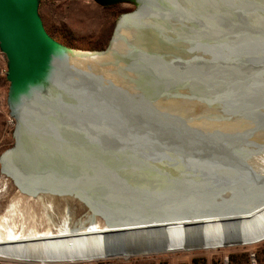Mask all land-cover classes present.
Returning a JSON list of instances; mask_svg holds the SVG:
<instances>
[{
  "label": "bare ground",
  "instance_id": "1",
  "mask_svg": "<svg viewBox=\"0 0 264 264\" xmlns=\"http://www.w3.org/2000/svg\"><path fill=\"white\" fill-rule=\"evenodd\" d=\"M182 1L187 5H182ZM254 3L264 4V0ZM233 5L247 7L243 1ZM160 6L165 8V12L185 6L183 9L188 13L211 8L206 0H164ZM248 8L257 12L264 9L262 5L255 7L253 4ZM145 12L146 9L125 15L129 19L124 24V39L119 45L124 48L127 44L135 54L141 55L142 62L138 67L127 66L125 59L119 57L122 62L119 58L117 61L114 56L110 59H116L118 64H99L88 56L89 51L65 46L68 51L81 53L79 60L69 59L81 65L79 67L84 72L79 75L73 71L74 68H64L68 58L58 56L55 68L47 78L48 87H53L55 97L60 95L62 98L67 81L72 95L66 96L69 98V104L66 102L68 108L64 105L67 109L56 118L54 129L57 134L51 139L57 165L45 169L49 172V179L34 180H26L32 174L31 169L4 166L11 173L8 179L13 178L15 182L12 184L8 179L0 181V257L25 264H67L131 258L155 252L228 247L264 237V226L251 234H232L224 229L226 224L236 226L256 213L264 216V177L260 180L246 177L251 175V167L240 160V155L245 153L255 158L247 159L248 164L257 168L264 165L262 130L255 131L260 133L258 135L252 130V133H245L242 141L231 134L234 127L225 128L230 129L225 132L218 129L220 132L211 134L210 140L214 135V138L222 139V143L217 139L213 140L216 144L212 143L222 155H214L208 149V141L206 144L182 146L178 140L172 141L175 138L172 128L162 124L166 129L162 131L161 128L157 132L156 126L150 124L154 123L155 117L153 121L152 116L142 113L141 108L138 111L132 108L128 94L122 96L123 103L119 102L122 94L119 87L135 88L146 85V82L163 81L176 87L175 93L179 98L180 88L197 82L192 79L185 83L181 77V69L187 62L185 59L192 54L189 44L196 45L195 42L187 45L188 41L182 35V38L175 37L181 30L175 26L182 22L171 12H166L165 17H158L156 23L150 13ZM197 22L198 26L206 24L203 20ZM202 38L207 40V48L198 49L202 52L199 58H207L215 53L209 44L213 37L206 33ZM141 51L145 52L139 53ZM135 54L133 57L136 58ZM147 57L151 58L148 64L144 62ZM163 60L165 64H160ZM154 61L158 62L155 64ZM163 67L167 79L163 78ZM137 71L144 79L134 78ZM83 91L85 98L79 94ZM132 123L150 126H142L141 132L147 133L150 140L155 141L153 135H156L157 138L171 140L174 145L160 147L138 138L131 129ZM202 136L209 139L206 134ZM248 137L257 144L250 142ZM131 141L139 142L142 147L138 148ZM174 157L181 158L187 162L186 165L166 164ZM181 168L187 170V174L183 177L184 184L176 188L179 184L174 181L172 173ZM241 169L245 172H239ZM246 191L253 196L249 203ZM219 201L224 203L220 205Z\"/></svg>",
  "mask_w": 264,
  "mask_h": 264
},
{
  "label": "water",
  "instance_id": "2",
  "mask_svg": "<svg viewBox=\"0 0 264 264\" xmlns=\"http://www.w3.org/2000/svg\"><path fill=\"white\" fill-rule=\"evenodd\" d=\"M94 1L100 5H112L122 1L132 2L135 4V8L130 11V13L135 14V12L139 13L143 8H151L153 12L151 15L152 18H161L160 15L164 16L163 13L171 12L175 19L178 17L177 20L182 22L180 24L178 23L179 25L177 24L175 27L181 29L179 30V34L185 37V40L188 41L187 44H189V42H195L196 45L199 46L202 44L205 45L206 40H201L203 35L206 33L214 35V37L220 35L225 37L227 41L224 43L221 42L224 45L220 47L219 50L225 53L230 52V54L239 53L241 47L237 48L238 46L236 43L241 41L239 38H243L244 40L247 36L245 29L242 28L243 26L238 25L236 22L241 20L245 23V21L252 20L251 18H262V16H264V12L256 13L248 8L254 4V1L258 0L222 1L219 4L210 6L211 8L208 10L202 9L200 12L193 13L185 12L183 9L185 6H182L179 10L177 9V11L168 9V11L165 12V8L160 6V2L164 0ZM239 1L245 2L247 7L242 8L233 5ZM182 2V5H187L184 1ZM38 5L39 0H0V51L6 58L5 76L8 80L6 105L9 116L14 120L12 129L13 143L0 153V161L3 169L4 166H15L22 170L31 169L32 174L29 178H26V180L50 178L48 170L45 171V169L50 168V166L52 167V165L53 167L57 165L54 163V147L53 141L51 140L52 136L55 137L57 134L56 129H54L56 125L55 121L56 118L60 116L59 113L68 108L69 103L67 99L69 98H66V96L68 94L72 95L70 85L66 81L67 86H65V93L62 92L63 97L59 98V94V97H55V90L53 87H48L47 78L49 72L55 68L54 64L57 62L58 56L68 58V61L64 64V68H74L73 71L79 75H83L84 72L83 69L79 67L80 64L77 65L78 63H73V61L69 60L70 58L79 60L78 58H80L81 53L68 51L64 44L47 33L38 12ZM215 6L218 8L213 9ZM128 13H122L116 18L104 49L89 51L88 56L92 57L94 62H98L99 64L109 62L114 65L117 63L119 57L125 59L124 61L127 66L138 67V64L142 62V58H140L141 55L138 53L135 54V51H133L129 45L125 44L124 48L123 45L119 46L121 39H124V24L126 20L129 19V17L125 15ZM197 20H203L206 24H200V26H198ZM148 22L151 21L148 20ZM150 29L151 28H149V30ZM147 30L148 28L144 31ZM222 40L224 39L222 38ZM246 49L248 48L245 47V49H242L243 52H252V50L248 49L249 51H246ZM142 52L145 51L139 53ZM133 54L137 57H133ZM110 56H114L117 61L116 59L111 61L112 59L110 58L112 57ZM121 58H119V60L122 62ZM237 58L240 59L241 57L237 56ZM144 60V62L148 64L151 58L149 57L148 59L147 57L144 58ZM155 61L154 63L156 64L158 61ZM190 62L192 64L196 62V65L199 64L202 67H195L199 71L198 73L196 72L197 74L190 71L192 67H190L189 64L187 65L189 67H182L181 73L184 80H186L185 83H188L187 80L190 81L192 79L197 82L195 84L188 83L186 84L187 86L184 85V91L180 88L182 92L179 98L176 96L178 93L175 94L176 87L174 85L169 86V83L165 84L163 81L162 83L158 82L154 84L146 82V85H139L135 88L132 86L128 88L119 87V92L120 94L122 93L119 102L123 103L122 96L124 94L131 96V99H128L130 100L132 108L136 109V111L141 108L143 110L142 113L145 112L148 116H154L159 119L156 123H150L156 126L155 129L157 132L161 130L162 124L170 127L169 122L174 123L173 130L175 131L173 132L175 134L173 133L172 136L174 135L175 138L172 141L177 142L178 140L179 144L182 146L196 144L198 141V134H202L204 130H209L210 132L218 129L223 130L225 127L231 126V124L235 126L231 134H234V136L238 138L240 136L244 138L246 136L245 133L250 132V129L253 130L251 127L252 125L250 126L249 122L245 123L240 121L238 116H230L226 112L220 111L212 101L204 98L202 95L204 91H197L196 87L202 82L203 75H205L201 71H203V68H206V62L205 59L190 60ZM160 63L165 64V60L160 61ZM90 67L92 68L91 65ZM164 68L165 67L162 69L165 75L163 78L167 79L166 69ZM134 78L144 79L139 71L135 72ZM190 85H193V87H190ZM125 89L128 90L125 91ZM192 89H194V91ZM116 93H118V91H116ZM79 94L83 97L86 96L84 91ZM134 95H140L138 98L139 100L136 99ZM64 105L67 108H64ZM131 107L129 109H132ZM124 111L125 110H123V112ZM189 116H191V119L188 118ZM214 118H216V122L219 123H216ZM123 119H125V117ZM223 125L225 127H223ZM142 126L146 127L147 125L132 123L131 129L137 134L138 138H143L146 142L149 141L150 144L161 145L160 147H168L172 144L171 140L160 139L157 138L156 135H153L156 139L155 141L150 140V137L146 136L147 133H141L143 132ZM200 129H202V132ZM188 132L195 136L194 140H191L192 142L181 141L182 134ZM152 134H155V132ZM132 143L136 144L138 148L142 147L139 142L136 143L133 141ZM5 169L3 170V176L8 179L11 173L8 172L9 170L6 171Z\"/></svg>",
  "mask_w": 264,
  "mask_h": 264
},
{
  "label": "rangeland",
  "instance_id": "3",
  "mask_svg": "<svg viewBox=\"0 0 264 264\" xmlns=\"http://www.w3.org/2000/svg\"><path fill=\"white\" fill-rule=\"evenodd\" d=\"M222 1H229V0H206V3L209 6H214L216 4L221 3ZM253 5L255 7L262 5V7L264 8V4L262 3H254ZM134 8H135V4L128 1H122L112 5H100L94 0H39L38 12L41 17L45 30L54 39H56L57 41H59L60 43L64 44L69 48L84 50V51H95L105 48L108 39L110 37V34L112 32V28L116 18L122 13L125 12L130 13V11H132ZM145 9H146L145 13H150V15L153 14L151 8H143L141 12L144 11ZM252 11L257 12V10H253V9ZM160 16L161 18L164 17L163 15ZM153 19L156 20L157 23L158 17ZM251 19L252 20L250 21H245V23L241 20L236 22L238 25L243 26L242 28H244L247 33V36L245 37L244 40L243 38L241 39L239 38V40L241 41L240 42L238 41L239 43L238 42L236 43L238 46L237 48L241 47L240 48L241 52L239 51V53L230 54V52L225 53L222 50H219L220 47H223L224 45L222 43L227 41V39L225 40V37L220 35H218L217 37L216 36L214 37V35H212L213 38L212 40H210L211 43L209 44L211 46L212 45L214 46L215 53L211 54L210 57L207 58L200 57L201 58L200 59L199 56L202 55V52L198 51V49L205 50L207 48L206 43L205 45L202 44L200 46L195 44H194L195 46L193 44H189L190 47L188 48L190 50V53L192 54L188 59H185L187 60V62H184V65L186 64L185 65L186 67L193 66V68H191L190 71L192 72L193 70L194 74H197L198 69L195 67L200 68L202 66L199 64L196 65L195 64L196 62L192 64L190 60L192 61L196 59L198 60L205 59L206 68L205 69L203 68V71H201L205 75H203L202 82L198 85V87H196L197 91L200 90L204 91V94H202L204 98H206L207 100L210 99L209 101H212L220 111L226 112L230 116L232 115L238 116L240 121L245 123L249 122L250 126L252 125L251 126L253 128L252 132L257 133L259 131L261 132L262 130L263 131L262 133L264 135V130H263L264 129V16H262V18L254 17ZM175 37L182 38L181 34H177ZM222 38L224 40H222ZM201 40L205 41L204 38H202ZM245 47L252 50V52L251 53L245 51L243 52L242 49H245ZM248 49H246V51H249ZM203 54L205 55V53ZM237 56H240L241 58L239 59L237 58ZM188 64L189 66H187ZM209 64L211 65L209 66ZM185 66H183V68H185ZM5 75H6V58L5 55L0 51V153L5 148L10 147L13 143L12 129L14 126V120L12 117L9 116L8 108L6 105L8 80L6 79ZM181 77H183V75ZM104 96H106V94H104ZM108 109L114 111L111 108ZM188 118L191 119V116H189ZM153 119L154 116H152L151 120ZM215 119L216 118H214V121L216 122ZM154 120H153L154 123H156L157 120L159 119L155 117ZM173 124L174 123L169 124L171 125L169 129L170 128L173 129L174 126ZM152 126L155 127V125L153 124ZM164 126L162 127V131L166 129V127ZM233 127L235 128V126H232L230 128L232 129ZM163 128L165 129L163 130ZM228 129L226 130L223 129L221 130V132L229 131L230 129L229 130ZM200 131L202 132V129H200ZM204 132H202V134L199 133L198 135L202 136L203 134H206V137H208L209 139L207 138L204 139L205 136H202L201 138L197 136L198 138L197 143L203 142V144H206L205 141H208L207 142L208 149L209 150L211 149L214 155H218V154L222 155L221 153L218 152L219 150L216 149L217 147L212 145V143L216 144V142L214 143V141L217 139L214 138L215 135L212 141L210 140V137L212 136L211 134L213 133L216 134L217 132L220 131L217 130L210 132L209 130L208 131L204 130ZM252 132L250 129V133ZM188 134L189 133L182 134L185 137L184 138L182 137L181 141L191 142V140H194L195 138L194 135L192 134L193 135L192 136L191 134H189L190 135L189 138ZM258 134L260 133H257V135ZM191 136L193 138H191ZM239 138L243 139L242 141L245 140V138H242V136ZM248 139H250V142L253 141V140L251 141L252 139L251 137H248ZM220 140L222 139H217L216 141L222 143V141ZM253 142L257 144V142L255 141ZM247 155L245 153H243V155H240L242 156L240 160L242 162H245V164L249 168L251 167V169L249 170L250 172L249 174L251 175H248L246 177H250V178L254 177L252 178L254 180H258L259 178L261 179V177H264L263 174L264 170H262L264 169V165L263 164L259 165V167L257 168L254 167L255 166L254 164L253 165H251V163L248 164L249 160L247 159H250V157L252 159V156L248 157ZM197 156L198 158H200L199 155H196L195 157L197 158ZM252 160H255V158H253ZM183 161L184 160H182L181 158L176 159V157H174V160H171V162H168L166 164H168L169 166H174L180 163L181 164L184 163L183 165H186L187 162L185 163ZM186 171L187 170L181 168L177 172L172 173L173 174L172 177L174 178V181H176V184H179L178 186H176V188L184 184L183 177L185 176V174H187ZM240 171L242 173L245 172L244 169L239 170V172ZM3 174H4L3 168L0 161V181L2 179H6V177L3 176ZM253 174L259 176L255 177L253 176ZM14 182H15L14 179H11L10 183L13 184ZM193 182L197 183L196 181H192L191 183ZM10 183L8 184V186L10 185ZM14 189H16V187ZM249 193L247 191L245 192V194H247V197L249 198V200L247 201L248 203L253 201V198L252 200H250V198L253 196ZM237 200H240V197L238 199L236 198L234 202L237 203L238 202ZM218 203H220L221 205L224 202L221 203V201H219ZM218 203H215V205L219 206ZM252 216L253 217H249L245 220L247 223L245 221H242L240 224L236 226L231 223L226 224L224 226V229H226L227 232H230L232 234L233 233L251 234L250 232H255L256 229H257L256 231H258L261 228H263L264 216L262 214L260 215V213L258 214L256 213V215H252ZM253 222L256 223L254 224ZM0 264H25V263H18L16 261H13L11 258L0 257ZM30 264H41V263H30ZM67 264H264V237L260 240L251 243L235 244L228 247L215 246L210 249H196L191 252H189L188 250H175L174 252H162V253L155 252L150 254L131 256V258L130 257H117V258H109V259L106 258V259L94 260L90 262L81 261V262H72Z\"/></svg>",
  "mask_w": 264,
  "mask_h": 264
}]
</instances>
